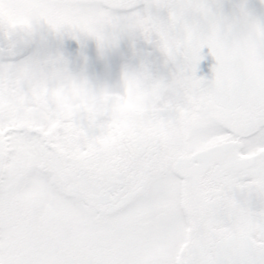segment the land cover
Returning <instances> with one entry per match:
<instances>
[{
  "label": "snow or ice",
  "instance_id": "6c2138e0",
  "mask_svg": "<svg viewBox=\"0 0 264 264\" xmlns=\"http://www.w3.org/2000/svg\"><path fill=\"white\" fill-rule=\"evenodd\" d=\"M40 27L101 51L139 33L169 104L101 134L102 111L55 99L60 56L0 60V264H264V25L208 0H0L9 54Z\"/></svg>",
  "mask_w": 264,
  "mask_h": 264
},
{
  "label": "clouds",
  "instance_id": "9594fccd",
  "mask_svg": "<svg viewBox=\"0 0 264 264\" xmlns=\"http://www.w3.org/2000/svg\"><path fill=\"white\" fill-rule=\"evenodd\" d=\"M232 26L225 27V34L230 35ZM256 38L254 29L249 28L246 39L252 42ZM50 87L55 91V99L63 105L87 103L93 110H100L106 116V121L97 126V131L106 133L109 128L116 125L122 111L143 112L158 105L167 107L169 102L155 91L154 84L142 74L134 70H123L119 79V92L112 91L107 86H93L83 77H61ZM205 115L204 111L192 113V118L199 120Z\"/></svg>",
  "mask_w": 264,
  "mask_h": 264
},
{
  "label": "rangeland",
  "instance_id": "374dc122",
  "mask_svg": "<svg viewBox=\"0 0 264 264\" xmlns=\"http://www.w3.org/2000/svg\"><path fill=\"white\" fill-rule=\"evenodd\" d=\"M31 39L34 43V45H31V49L35 48L33 46L39 45L43 48L44 54L46 53L48 56H60L63 59L65 68H68V63L70 62L76 63L80 68L79 71H84V74L88 76V81L93 86H99L101 84V86L109 87L112 91L120 89L119 80H112L111 75L107 76V73L110 72L112 75L119 74V69H116L114 65L115 59L118 58V53L115 55L114 50L120 46V43L121 45L125 43L124 47L126 50L128 44L134 42L137 50L140 47V54L142 56L145 55L143 51L149 49L147 45L144 44L145 41L139 33L125 34L121 36L114 47L106 48L103 51L98 49L96 42L91 38L80 36L77 39H73L70 35L54 36L43 27L38 28ZM38 49L39 48H37V50ZM150 53L149 55L152 56V58L160 54L157 49ZM38 54V52H33L30 56ZM78 54L80 59H76ZM140 54L137 53L139 59ZM47 55H43L39 58H47ZM30 58L32 57L21 59L19 62H23ZM99 71H103L104 75L100 76V79H96L94 73L98 74ZM113 77L116 78V75Z\"/></svg>",
  "mask_w": 264,
  "mask_h": 264
},
{
  "label": "flooded vegetation",
  "instance_id": "af4514ba",
  "mask_svg": "<svg viewBox=\"0 0 264 264\" xmlns=\"http://www.w3.org/2000/svg\"><path fill=\"white\" fill-rule=\"evenodd\" d=\"M258 2H259V6H260L261 10L264 13V3H262L261 0H258ZM17 39H18V43L16 44L15 48L12 49L11 54H9V52H8L7 43L3 40H0V60L19 62L21 59H26L28 57L39 58L43 55H47L46 53L44 54L43 48L40 47L39 45H35V46H33L35 48L31 49L32 48L31 45H34L31 38L24 40V38L18 37ZM144 44H146L149 49H147L146 51H143V53H145V55L142 56L140 54L141 53L140 47L137 50L134 42L129 43L126 50L124 47L125 43H124V45H121V43H120V46L116 50H114L115 55L118 53V58L115 59L114 65H115L116 69H119V74H115L116 78H114L113 76H115V75L114 74L112 75L109 72V73H107V76L111 75L112 80H114V79L119 80L120 77H117V76H120V74L123 70H125V69L134 70V69L139 68L141 65H143L145 68L148 69V71L154 77H167L168 73H169L170 66H166L164 64V59L161 56V54H159L158 56L155 55V56H153V58H152V56L149 55V54H151L150 52H153L154 50H156L154 45L146 43V42H144ZM37 48H39V49L37 50ZM33 52H38L39 54L34 55V56H30ZM137 53L140 54V59L137 56ZM32 58H30V59H32ZM76 59H80L79 54H78ZM82 59H85V58H82ZM79 70H80V68L76 65V63H73V62L68 63L67 71L69 74L76 76V77H83V78L88 80V76H86L84 74V71H79ZM94 75H96V79H100L99 77L104 75V73H103V71L102 72L99 71L98 74L94 73ZM195 76H196V78L201 79L197 73H195ZM99 86H101V84ZM119 91H120V89H117L114 92H119Z\"/></svg>",
  "mask_w": 264,
  "mask_h": 264
},
{
  "label": "water",
  "instance_id": "95a60500",
  "mask_svg": "<svg viewBox=\"0 0 264 264\" xmlns=\"http://www.w3.org/2000/svg\"><path fill=\"white\" fill-rule=\"evenodd\" d=\"M215 10L217 7L221 14L229 19L233 18L243 5L245 11L248 13L250 20L264 25V13L259 6L258 0H208ZM203 59L197 64L196 72L204 81H211L213 73L212 68L215 60L209 54V50L204 48L201 50Z\"/></svg>",
  "mask_w": 264,
  "mask_h": 264
}]
</instances>
